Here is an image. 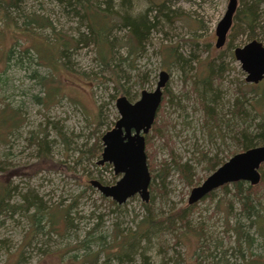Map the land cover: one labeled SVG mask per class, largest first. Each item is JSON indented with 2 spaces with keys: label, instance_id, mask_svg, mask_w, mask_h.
Masks as SVG:
<instances>
[{
  "label": "rangeland",
  "instance_id": "obj_1",
  "mask_svg": "<svg viewBox=\"0 0 264 264\" xmlns=\"http://www.w3.org/2000/svg\"><path fill=\"white\" fill-rule=\"evenodd\" d=\"M227 2L90 0V7L106 11L109 19L107 35L95 45L84 42L90 36L88 19L75 14L65 0H0V113L14 111L17 119L14 129L0 128V168H6L4 173L0 169V182L13 190L10 205L28 209L0 214V264H80L96 254L98 264L106 255L112 256L105 264H264V180L249 216L232 185L216 189L212 198L192 209L187 204L191 189L212 173L209 161H227L243 152L237 134L245 131L250 137L264 118V101L259 103L264 100V81L252 92L233 56L234 48L252 40L264 45V24L256 38L239 37L231 51L216 49L214 31ZM153 3H165L173 14L169 22L159 18L158 26L134 49L129 28L122 24L124 14L145 15L152 22ZM261 11L264 16V4ZM101 19L91 16L89 22L103 28ZM45 20L52 28L43 26ZM172 49L175 61L168 57ZM47 56L52 59L43 58ZM209 61L218 68L217 79L212 78L215 124L206 120L193 89ZM160 71L169 79L155 118L162 136L152 128L145 135L149 200L144 203L136 194L117 205L89 183L111 186L121 177L111 165L97 164L101 138L119 119L116 99L124 96L133 103L142 91L152 92ZM239 90L243 107L232 115ZM33 132L41 138L47 135L50 142L44 160L37 159L28 142ZM173 160L187 166L190 184L171 166ZM163 163L170 169L155 190L160 179L152 178ZM25 199L33 203L27 205ZM143 204L156 222L147 238L135 242L138 250L129 258L120 243L145 230L141 222L149 214ZM37 208L43 218L34 233L30 216ZM180 209L183 226L171 231L158 222Z\"/></svg>",
  "mask_w": 264,
  "mask_h": 264
},
{
  "label": "trees",
  "instance_id": "obj_2",
  "mask_svg": "<svg viewBox=\"0 0 264 264\" xmlns=\"http://www.w3.org/2000/svg\"><path fill=\"white\" fill-rule=\"evenodd\" d=\"M89 1L90 0H65V2L69 6L74 7V13L75 14L78 15V13H81V14L83 13L85 15V17L88 19V24H89L88 28H89L90 36L85 38V40H84L85 44L97 45V44L101 43V41H103V38H105L104 36L107 35L106 32H108V28L107 29H105V28L109 25V22H108L109 19L107 18V16L104 13L106 11L103 12V11L97 10L93 7H90ZM263 4H264V0H237V8H236V11L233 15L232 26H231L228 34H227V38H226L227 40H226V43L224 45L223 51H231L233 48V43L239 37L245 36L249 39H253V38L257 37L256 34H257L258 30H261V32L263 31L264 16H261L262 15L261 7ZM154 5L156 8H154V15H153V21L152 22L148 21L146 19L145 15L137 16L135 18H130L127 14H124V17H123L124 20L122 21V24L128 26V28H129V31H130L129 39L131 41H134L133 42L134 44L131 43L133 45L134 49H136V47H138L139 45H142V42L145 39L146 35H148L149 31L158 26L159 18L162 17L164 19V21H168V22L170 21L169 20L171 18L170 15L173 14V12L168 7H166V4L161 3L159 5L158 4L157 5L154 4ZM0 11H1V9H0ZM91 16H98L99 18H102L101 21L102 20L104 21V23L102 24L104 27L100 28L98 25L94 26V25L90 24L89 18ZM116 23L117 22L114 19H112V25H116ZM43 26L50 28L51 23L49 21L45 20ZM36 51H42V50L36 49L35 52ZM173 52H174L173 49L171 51H169L168 57L172 58L175 61L176 56L174 55ZM104 56L101 58L102 59L101 62L103 63V66L106 67V69H108V68H110V66H109V63L106 62ZM43 58L47 61H50L52 59L51 57H49V59H48V56L43 57ZM211 63L212 62H210V61L207 63V69H206L205 76L202 79H200V81H197V82L195 81V83L193 82V89L195 90L194 94L196 96L199 94V96H198L199 100H200L199 105L203 111V114H204L206 120L207 121L210 120L213 122V124H215V115L213 113L214 112L213 103H214L217 95H216V92L212 89L213 88L212 78L217 79L218 68H217V65L215 63L213 65H211ZM110 70H112V69H110ZM113 74L114 73L112 70L111 75H113ZM115 76H116V73H115ZM109 79H111V78H109ZM117 80H116V82H117ZM117 84H118V82H117ZM258 84L257 85H253V84L249 85L250 88L252 89V92H254L253 88H256L258 86ZM50 90H49V94L51 93ZM49 94H48L49 99H51V95H49ZM239 94H240L239 98L235 99L234 108H232V110L230 112L231 114L233 113L234 115H236V113H234L235 109H236L237 113H240L242 110V107H243V102H244V96L243 95H244V93L239 90ZM263 98H264V95L261 96L260 100H262ZM263 101L264 100L260 101L259 103L262 104ZM12 113H15V112L9 111L8 109L7 110L2 109V111L0 113V128L1 127L6 128V130L9 128L14 129V127L16 126V120L17 119L14 117V115ZM156 122H157V120H155V122L153 123V125L151 127L152 131L154 133L158 132V135L162 136L161 128L158 127L159 129H156ZM237 137H238L237 138L238 142H241V144H242V146H241L242 151L263 145L264 144V118L262 117L260 119V121L255 124V129L253 130V133H251L250 137L248 136V134L245 135V131L238 133ZM240 137H241V139H240ZM146 140H147V138H146ZM28 142L30 145H32L35 148L38 160L41 161V160H44L48 157V147L50 145V142L47 140V135H45L41 138L39 135L34 134V132H33V133H31V136L28 139ZM94 149L99 150L100 146H98V144H95ZM92 153H93L92 156H94L96 154L95 151H93ZM224 162L225 161L220 160V159L219 160L218 159H211V161H209V164H208L209 165V171L213 172L218 166H220ZM171 163H172L171 166L177 170L179 175H181L185 179V181L190 184L192 181L191 180L192 178L190 176H188L186 173V170L188 169L187 166L180 165L178 162H176L174 160ZM0 169H2V171H1L2 173H4L6 170V168H4V167H1ZM169 169L170 168H169L168 163H163L162 167L158 170L157 174H155L153 176L152 181H154L155 178L160 179V182H158V183L156 182V184L154 183V189H155V187L161 186V183L166 180ZM259 174H260V182H262L264 180V163L259 168ZM260 182H259V184H260ZM245 183L246 182L240 181V182L233 183V184H226V185L220 187V189L226 190L228 185H232L234 197L240 203L242 210H243V213L249 216V212H252L255 209V205H254L255 202H254L253 197H255V195L258 191V185L259 184L256 186H251L247 183L246 186H243V184H245ZM149 190H152V186H150V185H149ZM12 191L13 190H11L7 186V184H3L0 182V214H7L12 210H15V209L17 210V209H21V208L25 209V211L28 210L27 206L24 207V206H18V205H14V204L10 205L9 204V202L11 200V194L13 193ZM212 196L213 195L211 192L207 196H205L203 199L212 198ZM25 203L27 205H29V203L32 204L33 201L31 202V201L25 199ZM110 204L115 205V203L112 201H110ZM195 204H197V203H195ZM195 204L189 205V206H191L190 209L194 208ZM34 206H36V205H34ZM143 206L146 209V212L149 214L141 222L144 224L146 223L145 230H140L138 232L136 231L132 234L127 235V237H125L122 240V242L120 243V250L123 251L124 248L126 247L127 250H125L126 251L125 254L128 255L129 258H131L133 254H136V252L138 250V247L135 246V242L138 241L139 239L147 238L148 233H151V228L154 225V223L156 222L155 219H152V217H151V211L148 208L149 206H147L146 204H143ZM189 206L186 208H189ZM183 214H184V209L183 210L180 209V210L173 212L172 214H169V216H167L166 218L160 219L158 222L162 223L163 228H166L165 226L167 225V227H169L171 231H174L175 230L174 227L177 224H181L183 226V223H184ZM260 217H261L260 215H256L255 219L258 218V221L256 223L261 222V220H259ZM30 218L32 221L35 222V224H34V229H35L34 233H35L38 231L37 229L39 227L40 220L43 218V216L40 215L39 208L35 209V212L33 214H31ZM49 218H50V215L48 217V220H49ZM63 218H64V216L62 215L61 219H63ZM261 234H263V233H261ZM96 256H97V254L95 255L94 259L86 261V262H84L85 260H82L80 262V264H98ZM110 256H112V255H106V257L104 259V263H102V264H105V261L108 260L110 258ZM113 256L117 257V255H113Z\"/></svg>",
  "mask_w": 264,
  "mask_h": 264
},
{
  "label": "water",
  "instance_id": "obj_3",
  "mask_svg": "<svg viewBox=\"0 0 264 264\" xmlns=\"http://www.w3.org/2000/svg\"><path fill=\"white\" fill-rule=\"evenodd\" d=\"M237 0H228L225 13L215 27L216 49H221L232 26ZM233 56L246 74L245 82L256 85L264 78V45L252 40L242 47L233 49ZM169 79L160 71L152 92L142 91L137 101L131 103L124 96L116 99L115 107L119 119L111 130L101 138L102 152L98 165L109 164L114 175H121L114 185L105 186L90 181L102 196L124 204L134 195L144 203L149 200L150 174L145 155V135L150 131L161 104L163 89ZM264 163V144L237 153L218 166L199 185L191 189L187 204L193 205L209 193L226 184L246 182L256 186L260 182L259 168Z\"/></svg>",
  "mask_w": 264,
  "mask_h": 264
},
{
  "label": "flooded vegetation",
  "instance_id": "obj_4",
  "mask_svg": "<svg viewBox=\"0 0 264 264\" xmlns=\"http://www.w3.org/2000/svg\"><path fill=\"white\" fill-rule=\"evenodd\" d=\"M226 38H227V37H226ZM225 43H226V41H225ZM224 45H225V44H224ZM223 47H224V46H223ZM223 47H222V48H223ZM263 80H264V78H263ZM263 80H262V81H263ZM262 81H261V82H262ZM261 82H259V83H261ZM256 85H257V84H256ZM161 102H162V100H161ZM159 107H160V106H159Z\"/></svg>",
  "mask_w": 264,
  "mask_h": 264
},
{
  "label": "bare ground",
  "instance_id": "obj_5",
  "mask_svg": "<svg viewBox=\"0 0 264 264\" xmlns=\"http://www.w3.org/2000/svg\"><path fill=\"white\" fill-rule=\"evenodd\" d=\"M90 183V182H89Z\"/></svg>",
  "mask_w": 264,
  "mask_h": 264
}]
</instances>
